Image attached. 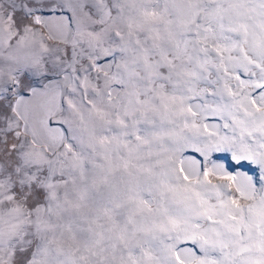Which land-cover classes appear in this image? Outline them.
I'll return each mask as SVG.
<instances>
[{
    "label": "snow or ice",
    "instance_id": "6c2138e0",
    "mask_svg": "<svg viewBox=\"0 0 264 264\" xmlns=\"http://www.w3.org/2000/svg\"><path fill=\"white\" fill-rule=\"evenodd\" d=\"M0 264H264V0H0Z\"/></svg>",
    "mask_w": 264,
    "mask_h": 264
}]
</instances>
